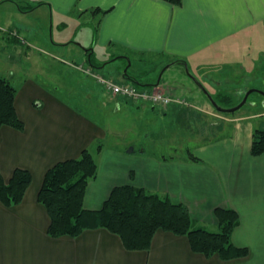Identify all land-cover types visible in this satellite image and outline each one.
Instances as JSON below:
<instances>
[{
	"label": "crops",
	"instance_id": "1",
	"mask_svg": "<svg viewBox=\"0 0 264 264\" xmlns=\"http://www.w3.org/2000/svg\"><path fill=\"white\" fill-rule=\"evenodd\" d=\"M69 21L79 27L66 33ZM81 23L93 29L87 32L89 27ZM2 29H17L27 43L8 41ZM45 51L63 76L80 82L77 86L87 90L88 100H98L101 86L83 84L81 72L69 63L102 69L114 58H133L137 62L131 60L130 67L137 73L129 75L152 85L158 81L149 77L154 64L182 59L196 69L205 87L211 89V79L220 87L233 80L232 73L245 76L263 69L264 0H181L178 5L167 0H0V57L9 54L16 63L31 62L45 60ZM0 76L13 77L8 72ZM167 81L161 78L160 83L167 87ZM25 84L23 91L17 89L15 101L24 128H1L0 166L6 181L16 168L29 170L33 181L20 204L6 207L0 201V264H264V154H252L255 118L245 117L228 134L199 143L193 151L198 161L145 147L132 146L128 152L129 144L99 148L106 136L100 122L46 92L36 80ZM169 89L179 95L176 86ZM85 149L95 151L98 163L84 198L87 210H101L113 189L122 185L169 195L186 204L202 226L218 227L216 210L230 208L240 219L232 240L247 248V255L209 258L195 252L186 235L164 230L155 234L149 250H128L103 227L77 237L50 236V216L38 199L45 175Z\"/></svg>",
	"mask_w": 264,
	"mask_h": 264
},
{
	"label": "rangeland",
	"instance_id": "2",
	"mask_svg": "<svg viewBox=\"0 0 264 264\" xmlns=\"http://www.w3.org/2000/svg\"><path fill=\"white\" fill-rule=\"evenodd\" d=\"M49 20L50 18H48ZM78 25L79 23L69 21L68 29L67 31L65 30L66 33L74 32L79 27ZM82 25L85 29H87V26L89 27L87 32L92 27L86 24ZM5 37L8 41H11L7 35ZM18 44L22 46V44L26 43L19 42ZM33 52L34 50L31 53ZM44 53V56L47 57L45 60L37 59L39 60L37 61L36 59H31V62L26 60L27 62L22 63L20 61L16 63L13 57H8L9 54H2L0 57V74L5 75V72L12 74V84L16 89L20 88L19 90L21 91H23L27 80H36L46 92H51L55 96L64 98L66 102L71 103L76 109L100 122L106 136L100 141L99 145L113 148L125 147L129 144L128 148L136 146V148L138 147L141 150L145 147L147 151L160 155L175 157L195 156L193 151L199 143L214 140L228 134L236 129L238 124L246 120L248 116L255 118L258 123H256L255 128H264V96L261 93H251L248 96L247 103L238 110L231 112L219 111L208 101L195 81L188 75L183 65L176 64L171 66L161 76V70L167 62L157 65L153 63L152 67L155 66V71L153 70L154 72L149 77L153 76L158 79L161 76L164 83L165 80H168L166 82L167 87L166 84L159 83L163 89L162 91H169L173 94L169 87L170 85L176 86L179 95H173L180 98L179 102L177 100L170 105H154L146 102L135 103L131 100L120 101L118 97L113 96L110 90L100 85L97 82L98 80L96 81L97 78L92 74H99L115 82H122L124 79L123 70L128 65L127 60L117 58L105 68L100 69L101 71L97 66L93 67V69L90 68L91 66L87 62L77 65L69 63L71 65L70 69H81L79 72H81L83 78L81 80L82 83L89 82L92 87L93 84L101 86L97 94L98 100L93 101L85 98L87 90L77 86L80 83L79 81L77 82L72 76L70 77L67 74L63 76V71L60 73V68L53 66V60L49 57L50 53L48 51ZM67 57L72 60L73 56L68 54ZM16 58L19 60V56L16 55ZM6 59L7 62L5 61ZM131 60H133L132 63L137 62L133 58ZM32 61L34 62L32 63ZM54 62L57 61L54 60ZM59 65L64 69L66 68L62 64ZM146 66L144 67L147 68ZM190 69L197 76L196 69ZM128 71L133 74L137 73L133 65L129 67ZM135 77L140 78L142 76L139 74L135 75ZM231 78L233 80L220 87L214 79H211L213 83H207L211 89L206 85L212 95L224 106L237 105L251 88L264 91V67L263 69L251 71L245 76L232 73ZM197 94L198 96H196ZM202 101L206 105H203ZM36 105L40 106L41 103L38 102ZM92 152L95 153L93 150ZM205 227L213 231L219 230V226L208 225Z\"/></svg>",
	"mask_w": 264,
	"mask_h": 264
},
{
	"label": "trees",
	"instance_id": "3",
	"mask_svg": "<svg viewBox=\"0 0 264 264\" xmlns=\"http://www.w3.org/2000/svg\"><path fill=\"white\" fill-rule=\"evenodd\" d=\"M167 1L181 3V0ZM2 30L11 41L22 42L23 36L17 29ZM16 96V87L7 77L0 76V130L3 126L24 128L16 109ZM251 150L255 156L264 154V128L254 129ZM189 157L199 160L193 155ZM97 172L98 163L90 149H85L78 158L58 162L47 171L38 199L50 216V236L77 237L86 229L103 227L118 235L126 249L149 250L155 234L164 230L186 235L192 249L209 258L218 255L230 260L247 255V248L236 246L232 240L240 219L230 208L216 210L219 230L213 231L198 223L186 204L173 201L169 195L122 185L113 189L101 210H87L84 207L86 190ZM32 181V173L23 168H16L6 181L0 166V201L6 207L20 204Z\"/></svg>",
	"mask_w": 264,
	"mask_h": 264
},
{
	"label": "built area",
	"instance_id": "4",
	"mask_svg": "<svg viewBox=\"0 0 264 264\" xmlns=\"http://www.w3.org/2000/svg\"><path fill=\"white\" fill-rule=\"evenodd\" d=\"M14 34H16V32H14ZM20 38L22 42H26L23 37ZM92 74L101 84L110 90L113 96L118 98L128 99L140 103L146 102L154 105H170L177 100L178 102L180 101V98L162 91L163 89L161 87L144 88L133 83H116L113 80L107 79L99 74Z\"/></svg>",
	"mask_w": 264,
	"mask_h": 264
},
{
	"label": "water",
	"instance_id": "5",
	"mask_svg": "<svg viewBox=\"0 0 264 264\" xmlns=\"http://www.w3.org/2000/svg\"><path fill=\"white\" fill-rule=\"evenodd\" d=\"M117 59V58H114V60ZM127 61H128V65L127 67L124 69V73H123V76L128 79V80H132L134 83L138 84V85H142V86H149L151 84H143L141 81L131 77L129 74H128V68L130 67L131 65V60L130 58H126ZM176 64H179V65H183L186 69V72L188 73V75L195 81V83L197 84V86L200 88V90L204 93V95L206 96V98L208 99V101L216 108L218 109L219 111H222V112H231V111H235V110H238L239 108H241L243 105H245L247 103V99H248V96L253 93V92H259L261 93L263 96H264V91L263 90H259V89H256V88H251L249 89L246 93H245V96L244 98L237 104V105H234V106H224V105H221L215 98L214 96L212 95V93L205 87V85L202 83V81L196 76L194 75V73L191 71L188 63L186 61H183V60H180V59H176V60H173L171 61L170 63H168L164 69H168L169 67L171 66H174ZM161 76H162V73H161ZM161 76L158 78V81H157V85L160 83L161 81ZM134 150V147H130L128 149V152H132Z\"/></svg>",
	"mask_w": 264,
	"mask_h": 264
},
{
	"label": "flooded vegetation",
	"instance_id": "6",
	"mask_svg": "<svg viewBox=\"0 0 264 264\" xmlns=\"http://www.w3.org/2000/svg\"><path fill=\"white\" fill-rule=\"evenodd\" d=\"M152 83V82H151Z\"/></svg>",
	"mask_w": 264,
	"mask_h": 264
}]
</instances>
